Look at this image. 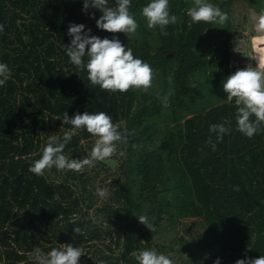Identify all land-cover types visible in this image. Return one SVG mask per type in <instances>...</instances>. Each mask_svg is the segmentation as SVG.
<instances>
[{
    "label": "trees",
    "instance_id": "16d2710c",
    "mask_svg": "<svg viewBox=\"0 0 264 264\" xmlns=\"http://www.w3.org/2000/svg\"><path fill=\"white\" fill-rule=\"evenodd\" d=\"M234 1L241 9L240 0H209L229 16L219 25L192 22L186 9L193 0H169L179 22L163 35L159 27L149 29L142 16L150 0H132L136 33H107L151 65L158 92L152 86L120 93L93 86L87 71H78L64 51L72 38L70 23L86 25L99 9L84 10L83 0H0V62L12 73L0 86V264H36L34 248L79 246L101 235L113 239L105 244L111 254L101 246L85 261L138 264L131 253L154 245L137 217L144 214L200 221L197 236L205 249L197 253L178 236L174 242L188 259L174 252L168 256L175 264H213L217 258L235 264L264 255V127L251 138L236 130L235 99L227 100L222 83L230 75L228 60L221 59L230 55ZM244 15L240 11L234 20ZM169 89L173 94L165 104L161 98ZM85 111L106 112L122 132L134 131L127 145L117 142L124 155L119 163L114 155L111 159L118 165L95 162L83 172L53 166L42 176L30 172L49 136L62 139L73 131L62 123L64 112L71 117ZM223 119L230 132L213 151L205 143L209 135L215 142L209 126ZM92 137L77 130L64 154L86 157ZM98 186L110 193L94 207ZM94 218L105 228L96 227ZM158 241L167 247V237Z\"/></svg>",
    "mask_w": 264,
    "mask_h": 264
},
{
    "label": "clouds",
    "instance_id": "9594fccd",
    "mask_svg": "<svg viewBox=\"0 0 264 264\" xmlns=\"http://www.w3.org/2000/svg\"><path fill=\"white\" fill-rule=\"evenodd\" d=\"M90 6L102 12V15L96 19V26L99 29L110 33H125L128 37L136 33L139 24L130 11L132 0H115L114 6H109L108 0H83L84 10ZM186 13L194 23L203 21L223 25L229 19L226 12L209 0H193ZM142 16L146 19L149 29L159 27L163 35H168L167 27L170 24L179 22V17L170 14L169 0H150L142 8ZM254 19L255 31L264 34V8ZM3 31L4 26L0 24V33ZM90 32L91 29H85L83 24L70 23L68 35L72 38L70 43L65 45L64 51L69 62L78 71H87V79L93 86L98 85L102 90L120 93H125L129 89H142L147 92L152 87L154 71L150 64L135 57L132 49L126 48L117 37L100 38L90 35ZM85 57H87L86 62ZM256 59L258 64V56ZM11 75L8 65L0 62V86H4ZM169 83H172L171 78ZM222 83L227 99L231 101L235 98L236 130L251 138L264 127V64H260L259 67L246 65L244 68H237ZM172 94V89H169L161 98L165 104ZM61 120L63 124L71 125L73 131H65L62 139L56 135L47 138L40 158L28 169L35 175L42 176L45 169H51L53 166L59 171L83 172L95 162H113L111 158L117 154V142L127 145L129 137L135 134L134 131L122 132L120 126L112 122V117L103 111L77 112L71 117L64 112ZM228 123L227 119H223L221 123L209 126V133L215 135V142L212 135H209L205 143L213 151L216 144L223 141L224 135L230 132V128L226 126ZM81 129H86L96 139L86 157L70 158L69 155L64 154L65 146L76 131ZM132 147L138 148L139 145L133 144ZM119 155L123 156L124 152L120 151ZM234 190H238V186H235ZM95 194L105 198L109 192L107 188L97 187ZM137 217L140 223L151 232L154 231V226L146 214ZM74 232L81 233V229L75 227ZM84 254L82 247L69 243L53 247L48 252L34 248L30 255L36 264H79L80 257ZM131 256L138 264H175L173 259L158 252L155 247L133 251ZM184 258L188 259L186 255ZM100 264L104 262L100 261ZM213 264H220V259L214 260ZM235 264H264V255L258 258L237 259Z\"/></svg>",
    "mask_w": 264,
    "mask_h": 264
},
{
    "label": "rangeland",
    "instance_id": "374dc122",
    "mask_svg": "<svg viewBox=\"0 0 264 264\" xmlns=\"http://www.w3.org/2000/svg\"><path fill=\"white\" fill-rule=\"evenodd\" d=\"M239 1V0H238ZM242 2V5L246 8H248V13L245 15V17L247 18L245 20L248 21V24L251 27H255V19L254 17L259 13V11L264 8V0H240ZM109 2V6H114L115 4V0H108ZM236 3V1H234L233 5L230 7L231 11H233V13H231L234 17L238 16L239 12H240V7L238 8V6H234V4ZM242 6V8H243ZM241 8V9H242ZM244 8V9H245ZM244 12V11H243ZM102 15V12L98 15V16H91V19H89L86 23V28L87 29H91V32L89 33L90 35H96L99 36L100 38H112V35H109L107 33L106 30H102L99 29L96 25H94L93 23L96 22V19H98L100 16ZM231 21V26L232 28V35L230 37V40L228 41V50H229V57L228 59H225L224 61H227V68L229 70V73H233L237 68H244L246 65H251L252 67H259L260 64H264V58H262V49L258 50V49H254V44L257 45L259 43V41H254V39H252V35L250 36H246L249 38H246L244 41V47L241 48L239 47V45L241 46V40L240 37L241 35H246L245 34V28L240 29V27H238V25L236 24L237 22L241 25L242 24V19H240V21H238L237 19ZM244 19V18H243ZM237 20V22H236ZM253 23V24H252ZM251 33L255 34L254 29L251 28ZM246 56V57H243ZM258 56V64H257V59L256 57ZM220 62V61H219ZM218 62V63H219ZM152 86L154 88H156V92H158V85L156 83H153ZM235 99V98H233ZM228 100V99H227ZM207 107V106H206ZM206 109H204L203 112H205ZM167 115H169V112H166ZM193 115V113H188L187 117ZM181 121H183L181 119ZM173 122H169L167 125H172ZM96 137H92V143L94 144ZM93 146V145H92ZM123 151V149H121L119 147V145H117V154H114L115 157H117L118 159V163L119 161H121L122 156L119 155V152ZM124 152V151H123ZM116 160V159H115ZM118 163L115 165L117 166ZM114 166V167H115ZM106 171H101V174L104 175ZM110 177V175H109ZM112 176L109 178V180H111ZM99 187V186H98ZM108 189V192L110 193V188L108 187H104ZM108 196L105 198H101L98 197V199L95 201V205L94 207L100 206L102 205L106 200H107ZM149 220L152 221V223L156 224V227H154V231H150L145 225L144 228L146 230L147 236L149 237V239H151V241H153V247H155L157 249L158 252L163 253L165 255H171L174 252L175 256L180 259V257H183V251L178 249V244L176 242H174V240L178 237V236H182L185 240H187L188 242H191L189 245L190 247L192 246V248L197 252L200 253L201 251H203L205 249V247L202 245V241L200 242L198 239V229H203L202 225L199 223L200 221L198 219L192 218L190 216L184 217V216H163V217H158V216H148ZM94 222H95V226L97 227H101V228H105V225L101 224L100 221L96 218H94ZM161 234L164 235V237L168 238L167 241V247H162V245L159 243L158 241V237L160 238H164ZM111 236H107L103 237L101 235L100 239H94V240H90V242L88 241H83L79 244V247H82L84 249V252H88L86 253V256L81 255L80 257V261L79 264H84L86 258H88V256L91 255V253L94 251L95 248L98 247H103V250L105 252V254H111L110 250L106 249L105 244H109L113 241V239L110 238ZM105 238V241L102 240ZM171 238V239H169ZM252 237L248 240V245L251 243ZM91 244V245H89ZM88 246V247H87ZM114 248V245H113ZM116 249V248H115ZM174 250V251H173ZM118 251V249H116V252ZM115 253V252H114ZM113 253V255H114ZM184 260V259H183ZM87 264H89L87 262ZM96 264H100V263H96Z\"/></svg>",
    "mask_w": 264,
    "mask_h": 264
},
{
    "label": "crops",
    "instance_id": "0c3cea01",
    "mask_svg": "<svg viewBox=\"0 0 264 264\" xmlns=\"http://www.w3.org/2000/svg\"><path fill=\"white\" fill-rule=\"evenodd\" d=\"M243 6V9H240V11H244L245 12V15L248 13V8ZM247 12V13H246ZM249 14V13H248ZM244 15V19H242V24L240 25L237 21V25L238 27H240V29H243L245 28V36L244 35H241L239 36L240 37V40L242 41L241 43V46L239 45V47L243 48L244 47V41L246 38H249V37H246V36H250L252 35V39H254V41H259V43L257 45L254 44V49H258V50H261L262 49V58H264V34H261V33H257L256 31H253L255 32V34L251 33V28L255 30V27H251L249 24H248V21L245 22V20L248 18H246ZM253 24V23H252ZM246 37V38H245ZM243 57H246V56H243Z\"/></svg>",
    "mask_w": 264,
    "mask_h": 264
},
{
    "label": "water",
    "instance_id": "95a60500",
    "mask_svg": "<svg viewBox=\"0 0 264 264\" xmlns=\"http://www.w3.org/2000/svg\"><path fill=\"white\" fill-rule=\"evenodd\" d=\"M225 59H227V56L225 55L222 59L221 62H223ZM113 162H109V161H105L107 164L111 165V166H115L117 164V162L113 159H111Z\"/></svg>",
    "mask_w": 264,
    "mask_h": 264
}]
</instances>
